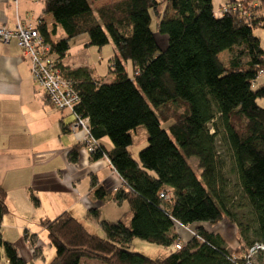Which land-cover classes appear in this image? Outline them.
<instances>
[{
    "label": "trees",
    "instance_id": "1",
    "mask_svg": "<svg viewBox=\"0 0 264 264\" xmlns=\"http://www.w3.org/2000/svg\"><path fill=\"white\" fill-rule=\"evenodd\" d=\"M40 1L53 28L38 19V31L76 91L75 113L89 119L96 144L90 159L107 157L122 183L112 200L130 206L127 222L103 220L99 210L89 211L103 238L69 212L42 222L55 249L50 264H81L83 258L107 264H246L247 248L264 244V107L258 104L264 86L254 88L264 74V49L254 33L264 26V0H227L229 11L220 16L213 0H117L98 8L89 0ZM58 28L63 35L55 40ZM155 31L167 35L164 49ZM81 36L88 37L86 47L114 45L111 83L86 67L71 69L62 62L71 40ZM225 51L227 58H220ZM127 61L134 66L132 78ZM162 122L169 126L163 128ZM142 127L147 143L136 159L131 147ZM219 143L228 148V157L219 153ZM81 147L69 152L71 162L78 161ZM190 159H196L200 177ZM226 159L236 176L235 196L223 172ZM92 188L99 200L109 196L96 178ZM32 200L39 204L33 194ZM7 214V192L0 185V226ZM227 218L248 244L239 255L203 226ZM179 227L195 234L182 241ZM135 238L172 251L148 257L130 249ZM31 244L34 259L42 258V246L36 240ZM2 256L5 264H27L15 243L0 233ZM257 260L264 264V252Z\"/></svg>",
    "mask_w": 264,
    "mask_h": 264
},
{
    "label": "crops",
    "instance_id": "2",
    "mask_svg": "<svg viewBox=\"0 0 264 264\" xmlns=\"http://www.w3.org/2000/svg\"><path fill=\"white\" fill-rule=\"evenodd\" d=\"M43 7L40 0H0V26L15 29L20 20L36 25L38 19L52 26L53 18L43 16ZM62 32L58 28V35H63ZM76 39H82L79 44L87 46V36ZM62 62L71 69H91L85 64L70 63L67 58ZM73 122L74 115L69 111L56 110L45 92L37 86L30 60L17 40L13 39L9 44L0 41V185L7 192L9 206V214L0 226V233L5 240L15 243L27 264L28 260L34 259L31 240L39 244L40 238L47 233L42 222L55 220L69 212L83 221L90 231L89 223L96 221L88 214L91 209L99 210L100 218H105L101 215L103 208L119 205L112 198L122 183L107 157L93 161L82 147L78 161L73 163L69 160V152L79 145L70 132ZM102 142L110 148L108 139ZM139 152L137 150L136 155ZM93 178L109 192L104 201L94 197ZM32 194L38 197V205L33 202ZM203 226L219 235L226 248L237 255L248 245L237 225L229 219H224L221 225ZM189 230L179 227L176 233L186 241L191 234ZM228 231L233 233L225 235ZM11 233L16 235L12 237ZM22 237L30 247V256L24 243L22 247L25 248L21 251L18 240ZM171 251L172 248H167L158 257L167 256ZM36 261L39 262V258Z\"/></svg>",
    "mask_w": 264,
    "mask_h": 264
},
{
    "label": "rangeland",
    "instance_id": "3",
    "mask_svg": "<svg viewBox=\"0 0 264 264\" xmlns=\"http://www.w3.org/2000/svg\"><path fill=\"white\" fill-rule=\"evenodd\" d=\"M89 1L91 2V4L93 5L94 8H98L101 5L109 4V3L115 2L117 0H89ZM226 2H227V0H213L214 12L217 16L222 15V6H224L226 4ZM262 13L264 14V9H263ZM30 25H34V24H30ZM2 27L6 28L7 34H9V32H11L13 30V29L8 28L6 26H0V28H2ZM153 27L156 30L155 22L153 24ZM50 28H53V26H50ZM8 30H10V31L8 32ZM155 33H156V38L158 40L160 47L164 49L168 43L167 35L160 33L158 31H155ZM254 33L256 36L261 38L262 47L264 49V26L262 28L259 27V28L255 29ZM61 36H62L61 34L60 35L52 34V37L55 40H57ZM81 40L82 39H76V38L71 40L70 50H69V52L65 58H67L68 62H70V63H78V64L88 65L91 68L90 70L92 71V73H94V75L97 78L99 77L100 79L104 80L105 82L111 83L114 79V74L110 71L112 60H113V57L115 55L114 45L111 43V44H108L102 48H99L96 46L85 47L84 44H83V46H81L79 44V42ZM2 42H3V44H9L10 43L7 41H2ZM17 44H18V42H17ZM25 54L27 55L26 52H25ZM227 54L228 53L226 51L222 52L220 54V56H221L220 58H223V59L227 58ZM28 58H29V56H28ZM29 60H30V65H31V70H32V62H31L30 58H29ZM124 66H125V69H126L128 75L131 78L134 77L133 63L131 61L124 62ZM254 85H255V87H254L255 89H258V88H261L264 86V74H261L259 76V78L256 80ZM37 86L40 87L38 84H37ZM258 104L260 106L264 107V100L259 99ZM171 112H172L171 108L165 109V114L167 116H170ZM168 126H169V123L162 122L163 128L166 129ZM146 134H147V130L144 127H142L140 130H138V132L136 134H134V136H135V140H134L135 142L134 143L135 144L131 147V153L136 159L138 158V155H136L137 150L140 151L142 148L145 147L142 145H146L144 143H147L146 142ZM78 144L81 145L82 147H84L85 150L87 151L86 145L84 143H78ZM218 151L221 155H224V157H228L229 150L225 145H223V143L218 144ZM195 160L196 159H190V163L192 164L193 168L195 169L197 175L200 177V170L195 165V163H194ZM223 172H224V175L226 176L227 180H229L230 187L232 186V189H230V191L233 193L232 195H234V196L238 195V190H237V185H236V176L232 172V168L230 166L229 159H226V163H225ZM107 185L109 186V184H107ZM129 212H130V206H129L128 202H123L122 204L115 205V206L108 205L107 207L103 208V213L101 215H102V217H105L108 219H114V220L119 219L120 217H121V219L125 218L123 221L127 222L126 217H128ZM236 214H239V213H236ZM105 218H101V219H105ZM221 223H219L218 225H221ZM227 224H229V223H227ZM215 226H217V225H215ZM89 229L92 232L95 231L101 237L105 236V232H104L102 226L97 221H93V223L90 222L89 223ZM189 231H191V233L195 234V229H190ZM223 231H224V229H223ZM230 233H233V232L228 231L227 233H225V235H230ZM11 235H12V237H14L16 235V233H11ZM18 243H20L19 245L21 246V251L23 250V248H25V247H22V244L24 243L26 245V247L28 248V251H29L28 255L30 256L31 255L30 254V247L23 240V237L20 240H18ZM37 245L42 246L43 251H44V257L39 259L40 260L39 262H37L35 259H33V260L31 259V260H28V263L29 264H50L55 257V249H54V247H52L50 245L47 233H45L40 238V243ZM130 249L135 251V252L142 253V254H144L148 257H151V258H156V257L162 255V253H165L167 250L166 247H162V246H159L157 244L150 243V242H147L145 240L138 239V238H135L132 240V242L130 243ZM31 253H32V249H31ZM0 264H5V257L4 256H2V259L0 260ZM81 264H107V263H104L102 260H99V259L83 258L81 261Z\"/></svg>",
    "mask_w": 264,
    "mask_h": 264
},
{
    "label": "built area",
    "instance_id": "4",
    "mask_svg": "<svg viewBox=\"0 0 264 264\" xmlns=\"http://www.w3.org/2000/svg\"><path fill=\"white\" fill-rule=\"evenodd\" d=\"M237 7L232 8L235 11ZM229 11L227 5L223 6L222 13ZM37 25L25 24L21 20L17 27L9 34L6 28H0V41L10 42L16 39L32 62V75L36 83L42 88L50 103L59 111H69L74 114V122L70 131L78 143H84L88 154L96 147L95 141L90 137L89 119L78 116L74 109L79 98L70 81L62 73L59 63L52 55L50 45L44 40L38 31ZM6 42V43H7ZM3 43V42H2ZM176 249H181L182 244L177 243ZM264 252V244L256 242L247 248L245 254L246 264H257L260 253Z\"/></svg>",
    "mask_w": 264,
    "mask_h": 264
},
{
    "label": "clouds",
    "instance_id": "5",
    "mask_svg": "<svg viewBox=\"0 0 264 264\" xmlns=\"http://www.w3.org/2000/svg\"><path fill=\"white\" fill-rule=\"evenodd\" d=\"M71 126V125H70ZM71 132V131H70Z\"/></svg>",
    "mask_w": 264,
    "mask_h": 264
}]
</instances>
